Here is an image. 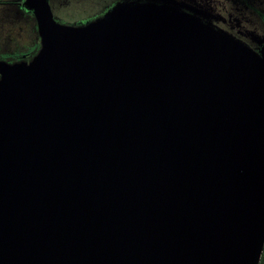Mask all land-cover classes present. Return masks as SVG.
<instances>
[{
	"label": "water",
	"instance_id": "water-1",
	"mask_svg": "<svg viewBox=\"0 0 264 264\" xmlns=\"http://www.w3.org/2000/svg\"><path fill=\"white\" fill-rule=\"evenodd\" d=\"M21 4L40 45L0 59V264H258L264 39L167 3Z\"/></svg>",
	"mask_w": 264,
	"mask_h": 264
},
{
	"label": "rangeland",
	"instance_id": "rangeland-1",
	"mask_svg": "<svg viewBox=\"0 0 264 264\" xmlns=\"http://www.w3.org/2000/svg\"><path fill=\"white\" fill-rule=\"evenodd\" d=\"M9 1L21 0H0V59L12 62L21 53H24L27 58L32 56L39 48L40 38L37 33L36 20L33 13L31 11H22L17 3H10ZM131 1L135 0H49V4L55 21L63 24H83L89 19L103 15L109 9L117 7L120 3ZM142 1L171 4L189 13H205L207 18L216 13L212 7L223 11L224 7L228 8L229 4H231L230 10L233 11V14L237 16L241 15V22L255 33L258 40L252 41L249 38H244L245 40L240 39L254 49L258 48L259 43L264 39V23L262 19L248 7L243 6L245 9H241L240 6L242 4L228 3L227 0ZM254 4L264 13V0H254Z\"/></svg>",
	"mask_w": 264,
	"mask_h": 264
},
{
	"label": "flooded vegetation",
	"instance_id": "flooded-vegetation-1",
	"mask_svg": "<svg viewBox=\"0 0 264 264\" xmlns=\"http://www.w3.org/2000/svg\"><path fill=\"white\" fill-rule=\"evenodd\" d=\"M11 2H15L17 3L18 7L23 11H30L25 9L21 2V1H9ZM228 3L232 2L233 4H242L241 9H245L243 6L250 8L251 10H253L254 12H256L260 18L262 19V22L264 23V13L259 10V8L257 6H255L254 4V0H227ZM239 7V6H238ZM216 13H213V15L211 16L210 14V18H207L206 16V20L208 22H210V24H212L213 26L217 27V28H222L226 31H228L229 33L235 35L238 38L244 39V38H249V40L252 41H257V36L255 35V33L249 29V27L245 26L241 21V15L237 16L235 14H233V11L230 10L231 8V4H229V7H224L223 11L219 10L216 7H212ZM208 15V16H209ZM235 34H234V33ZM255 39V40H254ZM257 39V40H256ZM245 40V39H244ZM26 55L24 53L19 54L16 58H14V61H16V59L20 60V59H25V60H29L32 56H30L29 58L25 57Z\"/></svg>",
	"mask_w": 264,
	"mask_h": 264
},
{
	"label": "trees",
	"instance_id": "trees-1",
	"mask_svg": "<svg viewBox=\"0 0 264 264\" xmlns=\"http://www.w3.org/2000/svg\"><path fill=\"white\" fill-rule=\"evenodd\" d=\"M258 264H264V243H263V247H262V251H261V254H260V258H259Z\"/></svg>",
	"mask_w": 264,
	"mask_h": 264
}]
</instances>
